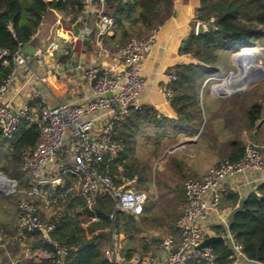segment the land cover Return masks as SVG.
I'll use <instances>...</instances> for the list:
<instances>
[{
  "label": "trees",
  "instance_id": "16d2710c",
  "mask_svg": "<svg viewBox=\"0 0 264 264\" xmlns=\"http://www.w3.org/2000/svg\"><path fill=\"white\" fill-rule=\"evenodd\" d=\"M173 3L174 0H112L107 5V13L113 18L112 36L104 38L105 46L114 51L130 38H145L173 15ZM48 9L74 12L71 21L75 22L83 6L80 0H0V51L15 52L19 44L29 43ZM195 21L206 24L207 31L202 35L191 33L180 53L190 55L197 63L178 64L169 69L167 74L173 73L174 79L164 86L176 117H165L148 106L130 107L128 115L113 124L115 141L121 151L116 158L107 159L98 166L99 171L118 186L135 179V187L148 192L153 182L160 201L147 199L142 214L134 216L115 210L114 200L105 193L97 195L93 210H88L79 196L68 195L64 201L59 200L56 205L59 209L49 221L55 224L49 237L69 248L67 264H109L103 252L110 244L111 231L115 229L122 233L130 244L135 242L140 228H145L147 216L143 213L147 208L159 210L151 216L152 223L172 222L173 230L178 233L176 222L181 213L175 208L185 203V199L182 201L183 186L175 183L167 171L152 173L150 165L152 159L159 157L161 139H172L179 133L190 136L201 129L199 138L206 140L212 150L222 153V159L236 162L243 156L245 148L241 131L258 130L264 124V86L258 90L257 99L240 93L234 98L212 99L216 108L204 110L212 82L206 81L224 77L233 67V54L234 60L235 55L244 50L264 45V0H200ZM14 69L8 58L0 59V85ZM205 111L210 115L212 112L213 116L203 122ZM150 126L153 131L145 130ZM148 133H152L158 142L142 155L138 151L140 135ZM38 136L39 127L27 121H21L10 138L0 132V172L17 179L20 187L26 190L34 184L22 171V161ZM172 160L169 157L167 163ZM39 187L46 188L44 185ZM55 189L58 192L65 190H60L59 185ZM226 198L233 207L228 226H213L212 230L219 236L229 233L232 242L240 246L243 257L238 264H264V182L244 198L239 199L232 193ZM19 199L18 195H0V230L6 236L5 241L11 237L8 225H13ZM222 200L221 196L220 205ZM76 207L79 211L72 212ZM21 237L32 252L41 250L48 255L35 264H52L53 249L42 240L39 230L26 233L22 229ZM210 248L218 256L216 264H230L236 255L228 239L213 242ZM143 249L148 250V246L144 245ZM133 253L126 248L122 255L129 260ZM187 264L207 263L191 259Z\"/></svg>",
  "mask_w": 264,
  "mask_h": 264
},
{
  "label": "built area",
  "instance_id": "2783aa9c",
  "mask_svg": "<svg viewBox=\"0 0 264 264\" xmlns=\"http://www.w3.org/2000/svg\"><path fill=\"white\" fill-rule=\"evenodd\" d=\"M112 0H80L83 9H96L98 17V35L111 33L113 18L107 13V5ZM157 27L145 38H130L124 45L110 51L99 41V54L103 57L112 56L120 62L114 70L101 65H91L84 69L82 78L90 88V95L82 103L59 104L48 106L41 98L36 113L30 106L14 108L12 102L6 99L13 76L18 66L26 65L19 44L15 52L0 51V59L8 58L15 66L11 75L0 85V132L10 138L18 129L21 121L36 124L39 136L34 147L24 156L22 171L34 184L26 190L20 187L16 179L8 178L0 172V194L5 196L18 195V215L22 229L26 233L39 230L42 240L51 245L52 264H67L69 248L52 240L49 233L55 229V224L44 222L41 218L37 202L45 205H57L64 200L73 189L58 192L55 183L67 178L76 181L75 191L88 210L95 207L96 197L100 193L109 195L114 200V209L140 216L147 199H155L157 194L140 190L135 187V179L123 185H115L112 179L103 175L98 166L107 159L116 158L121 151L115 141L113 124L120 122L128 115L130 107L136 106L138 96L142 93L145 80L142 75V62L154 44ZM34 37L32 34L30 40ZM58 39L50 43L49 49L57 47ZM68 47L65 42L64 49ZM232 72L228 74L229 77ZM224 78H210L221 80ZM167 82L174 79V74L166 75ZM205 82V83H206ZM214 95V86L211 88ZM168 97L169 92L165 91ZM219 96V95H215ZM69 128L71 136L65 135ZM67 141V145H63ZM174 148L189 151L190 147L181 144ZM65 156L62 160L61 156ZM52 174V180H47V172ZM247 172L264 174V160L260 147L253 142H246L243 156L236 162L227 158L212 166L201 180L187 179L183 183L185 203L176 222L178 240L167 236L161 243L166 264H187L189 260H201L207 264H216L218 256L210 246L199 249L200 244L208 237L207 222L215 218L219 224L227 228L228 222L220 212V200L224 183ZM50 183L49 193L43 192L39 185ZM121 234L115 229L111 231L110 244L104 250V257L109 264H122ZM236 255L230 264H238L243 257L240 246L232 242ZM5 234L0 230V245L5 241Z\"/></svg>",
  "mask_w": 264,
  "mask_h": 264
},
{
  "label": "crops",
  "instance_id": "0c3cea01",
  "mask_svg": "<svg viewBox=\"0 0 264 264\" xmlns=\"http://www.w3.org/2000/svg\"><path fill=\"white\" fill-rule=\"evenodd\" d=\"M199 3L200 0H174L173 15L160 26L150 52L143 59L142 75L145 80V86L142 93L138 96L136 106H148L165 117L173 119L176 117L174 110L169 104L168 97L165 95L164 86L168 83L166 75L168 70L175 65L196 62L190 55L181 54L180 49L184 46H182V43L194 32L195 25L198 22L195 21V17ZM96 12L95 8L82 9L76 15V21L72 22L71 20L75 15L74 12L65 13L53 9L46 11L37 31L33 34L34 37L26 44L35 48L34 55L23 53L26 65L16 68L12 84L6 96V99L12 102L14 108L17 109L25 105L38 112V103L41 98L50 107L70 102L82 103L90 95V88L82 78L86 67L101 65L103 68L114 70L120 66V62L112 56L103 57L99 54L98 42L100 41L105 46L104 38L112 36V32L105 36L98 35V17ZM75 23H78L80 31L78 36H74L72 30ZM56 39H58L57 47L52 50L49 49L50 43ZM65 42L68 45L66 50L64 49ZM84 42L87 43L84 44ZM220 88L217 84L214 85V95H221L219 93ZM223 94L225 95L226 93L223 92ZM214 95L210 93L207 99L205 97L204 110L214 107L212 99H218ZM219 108L221 109L222 107L219 106ZM203 115V122L213 116L212 112L210 115V112L206 114V111L203 112ZM145 130L151 132L153 128L150 126L146 127ZM200 132L201 129L190 136L179 133L172 139H161L159 144L162 147L164 146V151L161 148L162 155L154 159V161L153 159L150 161L152 173L163 174L167 171L174 178H179L178 185H181V187L187 179L201 180L208 170L219 163L224 156L222 153L212 150L211 145L206 140L199 138ZM140 138L142 139L138 148L142 152L150 149L153 143L156 142L157 144L158 142V139L152 133L140 135ZM240 138L244 143L252 141L257 144L264 160V124L260 125L258 130L241 131ZM181 144H186L190 147V150L181 151L178 148H174ZM220 144L221 142L218 143V145ZM166 150L169 151L166 152ZM165 152L166 154L164 155ZM169 157L174 159L171 163H167ZM61 158L65 160L64 155ZM162 159L163 161L161 162ZM45 178L52 180V174L48 171ZM261 182H264V174L247 172L244 175L230 178L224 183L223 203L220 205V212L227 222L233 207L228 203L226 196L232 193L237 194L239 199L244 198L250 192L255 191ZM43 185L46 188L41 190L49 193L51 189L50 183H44ZM58 185L60 190L73 189L72 193L68 195L77 197L74 178H67L55 184V186ZM151 186L156 190L153 182L150 183L149 187ZM184 199L182 194L183 202ZM154 200H157V203L160 201L158 196ZM37 203L40 215L45 222H49L59 209L56 205L48 206L41 202ZM48 207H51L52 210L47 214L48 211L46 209ZM183 207L184 203L178 205L175 211L181 213ZM147 209L143 213V216H147L145 228H140L135 242L128 243L126 237L121 234V255L126 248L134 252L129 260H125L122 255V264H166V257L161 243L167 236H173L176 241L178 240V233L173 230L172 222L158 221L157 223H152L151 216L154 213H159V210L158 208ZM76 211H79V207H76L72 212ZM14 213L15 220L12 223L13 225H8L11 237L0 245L1 249L9 247L10 264H35L48 258V255L41 250L32 252L28 245L24 243L21 237L22 226L17 209L14 210ZM43 214L48 215L47 219L43 218ZM213 226L223 227L215 218H210L207 222L208 236H219L212 230ZM226 235L221 237L226 239ZM144 245L148 246V250L145 251L143 249ZM18 250H22L25 255L23 261L17 256Z\"/></svg>",
  "mask_w": 264,
  "mask_h": 264
},
{
  "label": "rangeland",
  "instance_id": "374dc122",
  "mask_svg": "<svg viewBox=\"0 0 264 264\" xmlns=\"http://www.w3.org/2000/svg\"><path fill=\"white\" fill-rule=\"evenodd\" d=\"M199 5H200V3H199ZM198 8H199V6H198ZM250 48H258L260 52L264 53V45H261L259 47H250ZM233 55L231 57V63H232L233 67L229 69V71L225 74L224 77H227L230 72H232L233 74H231L229 77H227L224 81L211 80L212 82L210 83V86H209V89H208V91H209L208 93L210 94L212 86L214 84L218 83L217 85L221 87L220 88V92H219V93H221V95L219 94V96H216L218 98L219 97L220 98H234L236 96V94H240L241 93L243 95L244 94H246V95L250 94L252 96H255V98L257 99L259 97V95H257L258 90L259 89L262 90V88H260V87L264 86V63H263L262 68L252 78L248 79L245 82H240V80L238 79V77H239L238 76L239 68H238V64H237L238 63L237 62V56L241 55V53L238 54V55H235L234 60H233ZM195 63H197V61ZM224 77H221V78H224ZM213 78H216V77H213ZM223 92H225L226 94L222 95ZM65 135L68 138L71 136V131L69 130V128H67L65 130ZM250 142H252V141H250ZM63 145H65V146L67 145V141H65V138H64ZM161 148H163V151H164V146L161 147ZM139 153L144 155L145 151L142 152V150L139 149ZM162 153H163L162 149H160L159 157L162 155ZM153 161H154V159H153ZM162 161H163V159L161 160V162ZM178 180H179V178H174V182L175 183H178ZM148 192L150 194H153V193H156V190L153 189V187L151 186V187H149V191ZM0 195H2V194H0ZM53 209L56 210V208H54V207H53ZM46 210L48 211L47 212V214H48L52 209H51V207H48V209H46ZM43 216H44L43 217L44 219H47L48 215L43 214ZM5 248L6 249H4V248L1 249L0 248V264H10L9 247H5ZM18 251H17V256L23 261V259L25 258V255H24L22 250H18Z\"/></svg>",
  "mask_w": 264,
  "mask_h": 264
},
{
  "label": "bare ground",
  "instance_id": "6f19581e",
  "mask_svg": "<svg viewBox=\"0 0 264 264\" xmlns=\"http://www.w3.org/2000/svg\"><path fill=\"white\" fill-rule=\"evenodd\" d=\"M238 79L245 82L252 78L263 66L264 53L258 48H249L244 50L241 55L237 56Z\"/></svg>",
  "mask_w": 264,
  "mask_h": 264
},
{
  "label": "water",
  "instance_id": "95a60500",
  "mask_svg": "<svg viewBox=\"0 0 264 264\" xmlns=\"http://www.w3.org/2000/svg\"><path fill=\"white\" fill-rule=\"evenodd\" d=\"M74 36H78L80 35V31L78 28V23H75L72 27ZM207 31V27L206 24L202 23V22H197L195 25V29H194V33L195 35H202ZM184 45V43H182V46ZM22 52L25 54H30V55H34L35 52V48L32 45H26L23 49ZM169 150H166V152H168ZM166 152L164 153V155L166 154ZM56 184V183H55ZM226 239L229 240V236L226 237ZM224 238L221 236H208L206 237V239L200 244L199 249H203L205 247L210 246L213 242L216 241H223Z\"/></svg>",
  "mask_w": 264,
  "mask_h": 264
}]
</instances>
